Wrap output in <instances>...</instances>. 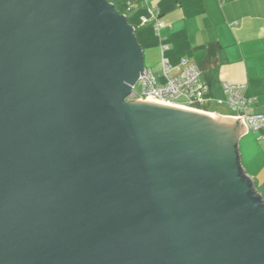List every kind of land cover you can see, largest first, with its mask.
Instances as JSON below:
<instances>
[{"label": "water", "instance_id": "obj_1", "mask_svg": "<svg viewBox=\"0 0 264 264\" xmlns=\"http://www.w3.org/2000/svg\"><path fill=\"white\" fill-rule=\"evenodd\" d=\"M108 0H0V264H264L242 123L129 103Z\"/></svg>", "mask_w": 264, "mask_h": 264}, {"label": "crops", "instance_id": "obj_2", "mask_svg": "<svg viewBox=\"0 0 264 264\" xmlns=\"http://www.w3.org/2000/svg\"><path fill=\"white\" fill-rule=\"evenodd\" d=\"M128 19L145 68L162 70L163 57L173 65L187 57L214 97L227 100L225 84L245 85V95L255 100L250 114L264 115V0H142ZM209 111L226 123L243 124L246 131L238 141L241 167L264 199V138L224 103L210 105Z\"/></svg>", "mask_w": 264, "mask_h": 264}, {"label": "built area", "instance_id": "obj_3", "mask_svg": "<svg viewBox=\"0 0 264 264\" xmlns=\"http://www.w3.org/2000/svg\"><path fill=\"white\" fill-rule=\"evenodd\" d=\"M131 6V3H128ZM130 8V7H129ZM167 47L164 48L165 51ZM162 70L156 75L151 69H145L144 76L127 97V102L155 101L165 106L210 114V105L226 104L235 117L245 120L250 129L264 138V115L250 114L249 110L255 100L245 95V85H228L222 87L227 97L216 98L211 93L209 84L204 80L200 69L187 57L173 65L167 58H162ZM141 89L137 90V86Z\"/></svg>", "mask_w": 264, "mask_h": 264}, {"label": "trees", "instance_id": "obj_4", "mask_svg": "<svg viewBox=\"0 0 264 264\" xmlns=\"http://www.w3.org/2000/svg\"><path fill=\"white\" fill-rule=\"evenodd\" d=\"M112 3L118 12L129 17L130 13L133 11V7L139 5L142 0H108ZM131 3V6H128V3ZM133 6V7H132ZM130 7V8H129Z\"/></svg>", "mask_w": 264, "mask_h": 264}, {"label": "rangeland", "instance_id": "obj_5", "mask_svg": "<svg viewBox=\"0 0 264 264\" xmlns=\"http://www.w3.org/2000/svg\"><path fill=\"white\" fill-rule=\"evenodd\" d=\"M160 70H161L160 66H157L156 68L153 69V71L155 72L156 75H158L161 72ZM140 89H141V85L139 84L137 86V90H140ZM142 103H149V104H153V105L165 106V105L159 104V103H157L155 101H148V102H142ZM166 107H171V106H166ZM212 110L225 113L224 109H222V108H212ZM188 111H190V110H188ZM192 112H195V111H192ZM197 113L208 115V116H211V117H216L214 115H210V114H206V113H201V112H197Z\"/></svg>", "mask_w": 264, "mask_h": 264}]
</instances>
